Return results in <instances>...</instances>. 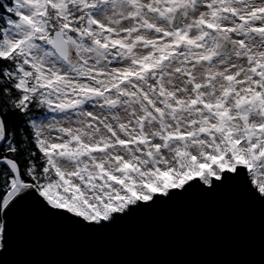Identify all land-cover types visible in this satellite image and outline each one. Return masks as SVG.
<instances>
[{"label": "snow or ice", "instance_id": "snow-or-ice-1", "mask_svg": "<svg viewBox=\"0 0 264 264\" xmlns=\"http://www.w3.org/2000/svg\"><path fill=\"white\" fill-rule=\"evenodd\" d=\"M225 189L264 204V0H0V250Z\"/></svg>", "mask_w": 264, "mask_h": 264}, {"label": "water", "instance_id": "water-1", "mask_svg": "<svg viewBox=\"0 0 264 264\" xmlns=\"http://www.w3.org/2000/svg\"><path fill=\"white\" fill-rule=\"evenodd\" d=\"M0 264H264V204L191 193L96 232L32 211L12 221Z\"/></svg>", "mask_w": 264, "mask_h": 264}]
</instances>
